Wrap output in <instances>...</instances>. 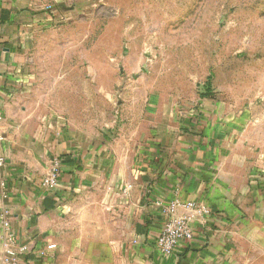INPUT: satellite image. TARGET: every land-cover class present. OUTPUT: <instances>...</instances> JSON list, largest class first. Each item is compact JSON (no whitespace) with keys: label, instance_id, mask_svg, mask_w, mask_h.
<instances>
[{"label":"crops","instance_id":"crops-1","mask_svg":"<svg viewBox=\"0 0 264 264\" xmlns=\"http://www.w3.org/2000/svg\"><path fill=\"white\" fill-rule=\"evenodd\" d=\"M48 22L35 0H0V264L10 238L32 251L20 264H264V160L236 116L206 99L154 100L137 83L146 63L131 60L101 132L57 116L28 81L31 37ZM174 200L208 213L163 255L155 239Z\"/></svg>","mask_w":264,"mask_h":264},{"label":"rangeland","instance_id":"rangeland-1","mask_svg":"<svg viewBox=\"0 0 264 264\" xmlns=\"http://www.w3.org/2000/svg\"><path fill=\"white\" fill-rule=\"evenodd\" d=\"M35 2L65 12L31 37L28 81L45 109L101 132L124 98L122 62L144 61L137 83L154 100L198 102L210 84V103L264 160V0Z\"/></svg>","mask_w":264,"mask_h":264},{"label":"built area","instance_id":"built-area-1","mask_svg":"<svg viewBox=\"0 0 264 264\" xmlns=\"http://www.w3.org/2000/svg\"><path fill=\"white\" fill-rule=\"evenodd\" d=\"M43 10L46 13L48 21H57L60 19V15L63 16V13H65L60 11L55 5H46L43 7ZM60 12H62V14ZM202 87H206L205 84H203ZM204 92L205 90L202 91L200 95ZM203 99L207 98L204 97ZM2 162L3 158L0 157V163ZM57 183V177L54 170L42 179V185L49 189L55 188ZM178 207L188 210L189 213L178 216L176 214ZM207 213L208 209L206 207L197 205L196 203H182L178 200L172 201L165 208V218L163 219L160 232L155 239L156 247L163 255L174 254L193 239L194 231L192 222L196 219H202ZM4 225L8 226V222L5 221ZM46 248L53 249L55 248V244H49ZM31 252L32 251L27 244L18 246L14 243L13 239L10 238L9 243L5 248L4 261L9 264H20L24 259L28 258Z\"/></svg>","mask_w":264,"mask_h":264},{"label":"trees","instance_id":"trees-1","mask_svg":"<svg viewBox=\"0 0 264 264\" xmlns=\"http://www.w3.org/2000/svg\"><path fill=\"white\" fill-rule=\"evenodd\" d=\"M210 85V84H209ZM209 85H208V83L207 84H205V86L207 87L206 89H205V92L203 93V94H201V96L202 97H206L207 99H210V97L212 96V90L210 89V87H209Z\"/></svg>","mask_w":264,"mask_h":264}]
</instances>
